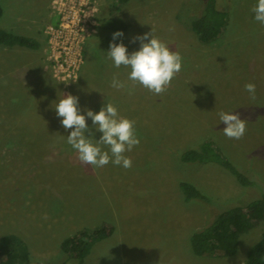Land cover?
<instances>
[{"label":"rangeland","instance_id":"obj_1","mask_svg":"<svg viewBox=\"0 0 264 264\" xmlns=\"http://www.w3.org/2000/svg\"><path fill=\"white\" fill-rule=\"evenodd\" d=\"M223 1L228 23L219 39L202 43L189 27L200 0H91L98 29L87 38L82 64L56 69L46 32L58 21L53 0H0V26L42 44H0V239L21 237L39 264H79L62 241L106 224L110 235L92 244L83 264H246L264 221L241 236L230 256L196 255L190 237L222 208L248 203L258 190L218 164L179 160L183 150L212 140L231 161L264 179V25L252 12L258 0ZM99 17L130 25L117 37L129 54L141 47L133 37L153 29L182 55V70L162 95L139 84L132 94L110 86L114 75L127 80L130 69L116 68L108 58L114 32H102ZM249 82L256 85L255 99L245 90ZM68 94L79 97L85 115L110 101L136 122L140 144L126 153L131 168L110 162L92 169L79 162L67 143L71 130L54 108ZM222 112L247 120L243 138L224 135ZM87 122L92 132L86 134L99 139L102 133ZM182 181L210 201H186Z\"/></svg>","mask_w":264,"mask_h":264},{"label":"trees","instance_id":"obj_2","mask_svg":"<svg viewBox=\"0 0 264 264\" xmlns=\"http://www.w3.org/2000/svg\"><path fill=\"white\" fill-rule=\"evenodd\" d=\"M122 3L127 0H110ZM200 7L190 18L189 27L199 36L202 43H212L221 37L229 20L226 1L200 0ZM4 14L0 4V19ZM99 29L102 32L126 31L130 25L116 17H99ZM95 38L100 36L94 35ZM91 38V37H90ZM89 38V39H90ZM84 45L86 51L87 43ZM116 38L115 43L118 44ZM113 42V41H112ZM112 42H109L110 44ZM0 44L31 49L41 47L37 38L17 34L0 26ZM182 163H215L229 171L247 188L258 190L259 194L248 203L224 207L203 227L194 231L190 245L196 255L204 257L230 256L238 252L241 236L260 222L264 221V179L255 172H248L229 159L222 149L212 140H204L198 146L190 147L179 154ZM180 188L186 201L209 202L210 199L199 188L188 181H182ZM110 235V226L84 227L74 235L62 241V249L70 258H77L83 264L91 251L92 244ZM0 264H39L33 260L30 248L25 240L15 234H7L0 239ZM63 264H68L64 262ZM246 264H264V230L258 241L249 249Z\"/></svg>","mask_w":264,"mask_h":264},{"label":"clouds","instance_id":"obj_3","mask_svg":"<svg viewBox=\"0 0 264 264\" xmlns=\"http://www.w3.org/2000/svg\"><path fill=\"white\" fill-rule=\"evenodd\" d=\"M254 19L264 25V0L252 7ZM152 29L143 35L133 37L132 42L140 41L141 47L131 54L127 46L121 42L115 43L117 37H122V31L113 33V42L107 52L108 58L116 68L124 66L130 69L127 80H120L114 75L111 87L117 90L127 89L132 94L135 85H142L157 96L162 95L171 85L172 80L180 73L183 65L182 55L156 37ZM128 81L132 83L129 84ZM245 90L255 99L256 85L249 82ZM56 114L61 117L62 127L71 130L67 135V143L77 152L81 164L92 169L108 165L110 162L125 169L132 167V159L126 153L131 152L140 144L136 122L120 115L117 106L106 102L99 112L87 109L86 115L81 112L79 97L68 94L59 99L54 106ZM88 119L96 131L101 132L99 139L89 127ZM220 121L226 124L224 135L230 139H241L247 131L246 119L238 113H220ZM107 149V150H105ZM47 219V216L44 217Z\"/></svg>","mask_w":264,"mask_h":264},{"label":"built area","instance_id":"obj_4","mask_svg":"<svg viewBox=\"0 0 264 264\" xmlns=\"http://www.w3.org/2000/svg\"><path fill=\"white\" fill-rule=\"evenodd\" d=\"M90 3L91 0H53L58 21L47 26L46 32L49 60L56 69L82 64L86 40L98 29Z\"/></svg>","mask_w":264,"mask_h":264}]
</instances>
